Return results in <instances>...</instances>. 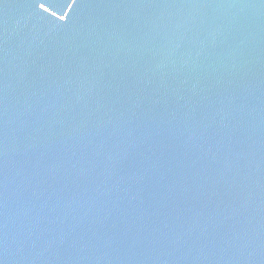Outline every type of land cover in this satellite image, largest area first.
Instances as JSON below:
<instances>
[{
	"label": "water",
	"instance_id": "95a60500",
	"mask_svg": "<svg viewBox=\"0 0 264 264\" xmlns=\"http://www.w3.org/2000/svg\"><path fill=\"white\" fill-rule=\"evenodd\" d=\"M0 264H264V0H0Z\"/></svg>",
	"mask_w": 264,
	"mask_h": 264
},
{
	"label": "snow or ice",
	"instance_id": "6c2138e0",
	"mask_svg": "<svg viewBox=\"0 0 264 264\" xmlns=\"http://www.w3.org/2000/svg\"><path fill=\"white\" fill-rule=\"evenodd\" d=\"M41 7H43V5H41Z\"/></svg>",
	"mask_w": 264,
	"mask_h": 264
}]
</instances>
